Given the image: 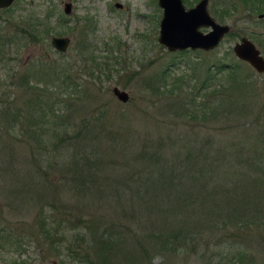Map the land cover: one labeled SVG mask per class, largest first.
<instances>
[{
  "label": "trees",
  "instance_id": "1",
  "mask_svg": "<svg viewBox=\"0 0 264 264\" xmlns=\"http://www.w3.org/2000/svg\"><path fill=\"white\" fill-rule=\"evenodd\" d=\"M222 2L220 13L211 5L222 21L239 4L264 12V0ZM49 17L22 16L0 35V54L19 41L47 43ZM94 32L86 17L78 50L88 74L108 69L111 57L94 53ZM56 51V62L34 53L0 80L7 86L0 120L16 136L11 143L27 141L38 172L53 166V201L38 196V218L26 228L0 208V253L41 237L56 264H152L156 253L159 264H252L253 247L264 245V99L252 74L219 61L202 80L178 76L176 84L164 68L147 79L162 97L137 109L141 119L119 109L111 116L105 105L83 115L68 100L71 66ZM19 253L0 264H29Z\"/></svg>",
  "mask_w": 264,
  "mask_h": 264
},
{
  "label": "rangeland",
  "instance_id": "2",
  "mask_svg": "<svg viewBox=\"0 0 264 264\" xmlns=\"http://www.w3.org/2000/svg\"><path fill=\"white\" fill-rule=\"evenodd\" d=\"M65 1L72 4L69 14L63 11ZM196 1L189 0L191 4L184 3L189 7ZM116 2H120L122 7L115 6ZM212 4L220 13L224 4L222 0H209L210 12ZM54 7L65 15L64 23L58 20L59 16L56 10L53 11ZM249 12L239 4L223 21L211 12L218 21L228 23L233 33H226L212 49L185 48L171 51L158 41L162 8L157 0H15L9 8L0 9V27L8 26L13 30L15 24H20L17 20L22 16L35 13L43 17L50 13L51 31L45 44L19 41L18 45L12 44L6 48L7 52L0 54V80L3 81L7 77L10 68L23 70V66H26L29 57L34 53L47 54L50 63L56 62V58L60 56L50 43V37L68 35L71 41L63 58L71 66L72 74L69 80L74 82L69 86L71 93L68 100L74 105H79L83 115H89L93 109L106 106L109 111L107 114L111 116L119 109L125 113L131 112L135 120L141 119L144 114L139 112L138 115L137 109L147 106L150 100L158 101L162 97V90L151 94L147 89L146 83L150 75L166 68L165 77L169 82L176 79V84H181L178 76H184L185 83L186 76L187 82L190 78L193 80V77L202 80L206 66L211 64L214 68V64L219 61L237 64L239 74L251 73L256 90L264 99V72H258L249 62L238 58L233 51L234 43L239 41L241 36H247L264 56V17H259L260 12ZM86 17L95 22V32L90 35L91 46L96 47L94 53L103 57L111 56L108 58V69L97 67L91 74L87 73V69H83L84 61L78 50L81 23ZM5 21H8V24ZM200 29L208 31L210 27L201 26ZM3 33L0 29V35ZM113 56H116V59ZM115 85L128 92L127 101H121L112 92ZM6 89V85L0 88V96L5 95ZM250 93L251 91L245 95L249 96ZM15 137L6 130L5 123L0 120V208L10 220L26 228L34 218H38L39 210L33 207L35 199L44 196L53 201V166L47 171L42 169L38 172L39 167L31 158L27 141L16 140L11 143V138ZM43 166L46 167V164ZM50 212L52 211L48 208L40 216ZM22 247V250H4L0 257L12 258L20 252V257L27 259L29 264H56L53 247L44 243L41 237L24 241ZM253 249L255 257L252 264H264V245H255ZM161 261L162 257L156 253L151 263L159 264ZM165 261L164 264H173L168 259ZM174 264L195 263L179 259V262Z\"/></svg>",
  "mask_w": 264,
  "mask_h": 264
},
{
  "label": "water",
  "instance_id": "3",
  "mask_svg": "<svg viewBox=\"0 0 264 264\" xmlns=\"http://www.w3.org/2000/svg\"><path fill=\"white\" fill-rule=\"evenodd\" d=\"M12 1L0 0V6L9 5ZM208 1L197 0L195 4L186 7L183 0H157L162 8L158 41L171 51L185 48L208 50L216 47L230 30V26L215 19L209 11ZM115 5L122 4L116 2ZM71 8V2L65 1L63 11L69 14ZM262 16L264 12L259 13V17ZM201 26H208L210 29L202 31ZM70 41L68 35L50 37V43L60 52L67 51ZM233 51L238 58L249 62L258 72H264V56L247 36H241L240 40L234 43ZM112 92L123 102L129 98L128 92L116 85L112 87Z\"/></svg>",
  "mask_w": 264,
  "mask_h": 264
},
{
  "label": "flooded vegetation",
  "instance_id": "4",
  "mask_svg": "<svg viewBox=\"0 0 264 264\" xmlns=\"http://www.w3.org/2000/svg\"><path fill=\"white\" fill-rule=\"evenodd\" d=\"M15 0H13L9 5H6V6H0V9H5V8H9L12 4H13V2H14ZM208 3H209V1H208ZM116 6V5H115ZM118 7H122V6H118ZM209 8V7H208ZM71 11H72V8H71ZM210 11V10H209ZM211 13V12H210ZM261 13V12H260ZM262 17H264V16H262ZM216 19V18H215ZM217 20V19H216ZM19 20H17V22H18ZM5 22H7V24H8V21H5ZM220 22V21H219ZM222 23H225V22H222ZM16 26H17V24H15L14 25V28H16ZM13 28V29H14ZM0 29H2L3 31H5V30H11L10 28H8V26L7 27H5V26H3V27H0ZM231 31V30H230ZM230 31H228L227 32V34L230 32ZM249 38V37H248ZM250 39V38H249ZM54 48V47H53Z\"/></svg>",
  "mask_w": 264,
  "mask_h": 264
}]
</instances>
